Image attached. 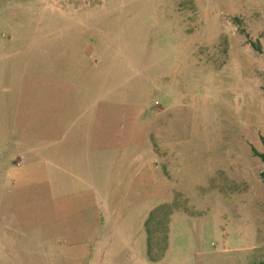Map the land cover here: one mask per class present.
<instances>
[{
  "label": "rangeland",
  "instance_id": "1",
  "mask_svg": "<svg viewBox=\"0 0 264 264\" xmlns=\"http://www.w3.org/2000/svg\"><path fill=\"white\" fill-rule=\"evenodd\" d=\"M263 156L264 0H0V264H264Z\"/></svg>",
  "mask_w": 264,
  "mask_h": 264
},
{
  "label": "trees",
  "instance_id": "2",
  "mask_svg": "<svg viewBox=\"0 0 264 264\" xmlns=\"http://www.w3.org/2000/svg\"><path fill=\"white\" fill-rule=\"evenodd\" d=\"M236 22H238V24H241V20L240 19H236ZM254 46H255V48L257 49V50H260L259 48H258V46L256 45V43H254ZM263 159H264V156L262 157ZM262 177H263V181H264V173H262Z\"/></svg>",
  "mask_w": 264,
  "mask_h": 264
}]
</instances>
